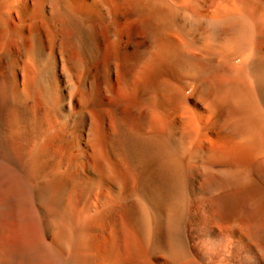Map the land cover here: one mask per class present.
<instances>
[{
    "label": "bare ground",
    "instance_id": "obj_1",
    "mask_svg": "<svg viewBox=\"0 0 264 264\" xmlns=\"http://www.w3.org/2000/svg\"><path fill=\"white\" fill-rule=\"evenodd\" d=\"M0 264H264V0H0Z\"/></svg>",
    "mask_w": 264,
    "mask_h": 264
}]
</instances>
